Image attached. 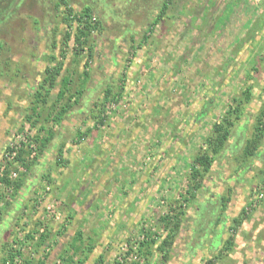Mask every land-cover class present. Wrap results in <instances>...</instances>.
Instances as JSON below:
<instances>
[{
  "label": "rangeland",
  "instance_id": "374dc122",
  "mask_svg": "<svg viewBox=\"0 0 264 264\" xmlns=\"http://www.w3.org/2000/svg\"><path fill=\"white\" fill-rule=\"evenodd\" d=\"M111 1L96 0L91 5L102 17L104 29L87 36L93 44L90 60L87 47L77 48L73 42L76 24L66 28L61 10L55 13L42 1L24 0L20 23L3 34L12 37L8 40L12 53L1 54L0 60L21 63L22 75L5 76L0 64V162L7 145L17 149L22 142L27 163L14 164L17 172L9 176L15 180L24 175L19 195L12 197V187L0 184V264L6 256L4 243L14 240H18L13 245L17 253L8 264H205L231 234L232 250L213 264H264V132L254 156H243L252 139V125L264 121V0H181L171 7L167 27L157 26L148 45L131 54L127 42L133 37L137 45L149 22L145 12L159 8L161 0L154 7L146 0L138 12L131 5L139 0H123L116 5L121 9L102 16L100 5ZM69 2L77 9L93 3ZM26 12L39 21L35 32L29 31ZM33 41L36 55L30 57ZM26 42L27 49L22 46ZM21 54L23 59L18 57ZM58 61H63L61 73L47 105H38L39 122L32 128L25 117L31 114L41 73ZM84 71L89 80L84 79ZM121 73L123 92L118 103L109 106L105 125L77 142L78 152L64 173L58 168L47 171L55 182L43 194L38 178L45 173L42 159L51 143L58 144L60 133L67 139L76 127H92L84 114L91 108L84 110V101L89 105L97 100V81L117 82ZM62 79L69 82L64 99L79 87H84V93L80 104L54 125L47 117L65 102L56 100ZM245 87L251 88L254 98L246 120L237 124L230 140L231 156L217 159L196 199L184 203L180 195L187 190L193 155L231 98ZM40 128L45 129L40 137L51 130L55 133L41 153L38 142L28 140ZM8 161L11 158L5 157L3 167ZM62 188L75 211L60 201ZM222 196L229 199L225 210ZM180 206L185 211L182 229L169 248L170 258L162 261L156 251L165 236L159 218ZM242 208L247 210V220L230 231ZM35 230L31 239L25 238ZM78 232L81 240H75ZM41 233L48 236L40 244ZM217 233L221 243L213 239Z\"/></svg>",
  "mask_w": 264,
  "mask_h": 264
},
{
  "label": "trees",
  "instance_id": "16d2710c",
  "mask_svg": "<svg viewBox=\"0 0 264 264\" xmlns=\"http://www.w3.org/2000/svg\"><path fill=\"white\" fill-rule=\"evenodd\" d=\"M24 0H0V55H8L11 52V47H10V42L8 41L11 37L10 34H5V31L7 30H12V26L14 23H20L21 20V11L20 9L22 8ZM33 1L32 4L36 0H30V3ZM44 2L47 5H50L52 7L51 9L55 11V13L60 12L61 10V23L66 26V28L71 29L72 24L75 23V34L73 35V42L77 46V48H83V46L87 47V55L89 60L92 57L93 53V44L88 43L87 36H89L92 33L99 34L102 32L104 29L103 27V19L98 18V14L94 12L93 7L94 4H96V0H91L93 1L92 4L84 6L82 9H77L73 6L72 3L69 2V0H37V2ZM99 1V0H98ZM110 1V0H108ZM121 1L123 0H112L111 2H107L105 4H101L99 9L100 13L102 16H111L112 11L116 8L117 10L121 8H117V4H120ZM181 0H161L158 7L159 8H153L155 10H150L149 12H145L147 15L146 18H148V24L145 26L143 35L141 36L139 42L137 43L136 46L133 44V37L132 42L128 41L127 42V47L130 49L129 54L133 53V50H137L142 48L143 46L148 45V40L150 38V35L154 31L157 26H162L163 28H166L170 19L171 15L170 12L172 11L171 7L175 5L176 3L180 2ZM156 3V0H149L148 5L151 7H154ZM116 7H115V6ZM121 5V4H120ZM146 5V0H139L137 4L134 2L132 3V11L138 12V9L141 6ZM28 13V12H26ZM25 20H27L28 23V28L29 31L30 29L35 32L38 26V19H36V16L34 14L28 13L25 15ZM3 35V36H1ZM71 35V32L69 30L66 31L65 33V39L69 40ZM34 40V39H32ZM25 42V40L23 41ZM88 43V45H87ZM27 42L22 45L23 48L27 49L26 45ZM67 43H64V46ZM21 46V47H22ZM37 45L35 42H31V50L29 52L30 57H34L36 55V50L34 47ZM8 49H7V48ZM126 47V48H127ZM51 48H55V44L51 45ZM82 50V49H81ZM60 58L63 60L65 58V53L64 51H61L60 53ZM19 58L23 59L24 54H21L18 56ZM53 58V57H52ZM9 61V63H8ZM21 62V61H20ZM0 64L2 67L1 72L6 76L9 73H15L14 76H19L22 75L21 71V63H16L14 60L10 59H3L0 60ZM89 62L84 64V68L88 67ZM63 67V61H58L55 64L47 65L44 67L42 73H41V81L38 84V89L36 90L34 94V100L31 102V114L27 115L25 117V122L30 124V127L34 128L37 123L39 122L38 117L40 116V113H37L38 105L45 107L47 105V98L49 96V91L55 87L56 85V80L58 76L61 73ZM256 70V69H255ZM1 74V76H3ZM122 74V73H121ZM83 77L85 80H89L90 74L87 71L83 72ZM110 80L107 79V81L103 80L102 82L97 81L95 86H98L100 90L97 92V100L93 102V104L83 103L85 108H87V105L91 108L88 107L90 110H86V118L90 119L92 122V127H84V130L80 127L76 128L74 131L73 135V140L77 144L78 141L84 140L88 138L90 135V132L95 129H100L103 125H105V120L107 118V110L109 109V106L113 104H117L118 101L121 98V94L123 92V83L125 80L124 73L122 76L118 77V80H113L109 78ZM84 82V81H83ZM68 80L67 79H62L61 83L59 84V91L56 97L57 101H65L63 104L60 105V109L58 112L49 115L47 119L50 117L51 122L54 125H58L60 121H62L64 115L73 108V106H78L80 104V100L83 96L84 93V87H79L78 90L74 91V93H69L68 97L64 99L65 94L69 92L68 89ZM251 87V86H250ZM250 87H245L239 95H236L231 98V104L227 108V110L221 115L219 121H216L212 123L209 132L205 135L202 145L198 147L197 151L192 157V160L189 164V175L187 178V190L185 191V196L182 194V200L184 203H189L192 200L196 199V193L200 191V189L203 188V181L205 177L207 176L208 173L212 170V167L217 161V159L221 157H227L229 152V143L230 140L233 139L234 134L237 129V124L246 120V112L248 109L249 104L253 101V94L251 91ZM43 93H42V92ZM71 100H73L71 102ZM56 104L53 103L51 108H55ZM263 112V110H261ZM256 121V120H255ZM252 139L250 141H247V146L245 147V152L243 156L245 158L254 156V153L256 152L258 148V144L261 141V138L263 137V132H264V121H262L259 124L252 125ZM45 129H38L37 134L29 138L30 139H35L36 142H38V151L41 153L44 148L47 146L48 142H50L53 138L55 133L53 131H48L46 135H43L40 137V131H44ZM242 135L241 133H238V138ZM21 142V141H20ZM235 143H238L236 141ZM21 145L17 147L16 151L12 146H6V148L3 150L2 153V161L0 162V168L4 166V161L5 157L7 159L11 158V161L7 162V165L3 167V175L0 177V184H2L5 188H9L10 186L13 189L12 197L15 195H19L20 190L24 186V175L19 177L18 179L11 180L9 178L11 172H17L15 171L16 169L14 168L15 165L19 166H26V160H25V144L20 143ZM58 146H54V150L56 151V158H54L52 162V166L49 167L48 169H53L57 166L63 167L67 162L63 160L61 157L63 154L58 151L59 149ZM16 152V154H15ZM38 153V154H39ZM12 156V157H11ZM231 156V155H228ZM11 167H13V170H9ZM44 170V169H43ZM55 179H53L50 174L46 171L43 174H40L38 178V184L42 185V193H45V189L47 187H50L52 184H54ZM36 193V192H35ZM37 194V193H36ZM46 194V193H45ZM45 196V195H43ZM229 199H226L225 196H222L220 199L221 202V208L225 210L226 204ZM35 203L33 205V208H36L37 206V201L38 199H31ZM9 205V203H8ZM27 208L28 206L25 205ZM246 210V209H245ZM243 208L241 209L239 215L232 219V223L230 225V231H235L237 227H240L245 220H247L246 211ZM171 212H174L173 215H170ZM185 211L181 209V206L179 207L178 211H174L172 208L168 213L163 215L162 217L159 218L161 227L163 229V232H165V236L161 239L159 242L158 246L156 247V251L160 253L162 261H166L169 259V251L170 247L172 246L173 241L175 238L178 236L180 230L182 229V222H183V216ZM219 220L216 221L215 224H217ZM202 225V224H201ZM217 226V225H216ZM201 229H203V225L200 226ZM4 229V228H3ZM37 230L34 232H28L25 235V238L31 239L32 238V233H36ZM47 233H41L39 235V243L41 244L46 238H47ZM216 235L214 236L215 240ZM82 236L81 233L78 232L76 235L75 240H81ZM233 235L231 234L225 241L222 246V248L218 251V253L213 257V259H209L206 261L205 264H213L214 262L218 261L221 259L222 256L230 252L233 247ZM155 242V241H151ZM9 248L7 246H9ZM14 244H18V240H14L11 243H4L3 248H5V257L2 260V264H8L10 263L9 260L11 261L13 255L17 253V251L13 248ZM15 250V253L13 252ZM149 255V252H148ZM25 264H30L29 262H26ZM136 264V263H133ZM155 264V263H154Z\"/></svg>",
  "mask_w": 264,
  "mask_h": 264
},
{
  "label": "crops",
  "instance_id": "0c3cea01",
  "mask_svg": "<svg viewBox=\"0 0 264 264\" xmlns=\"http://www.w3.org/2000/svg\"><path fill=\"white\" fill-rule=\"evenodd\" d=\"M255 10L256 9H254V12H255ZM210 103H207L206 105H209ZM88 106V105H87ZM86 108L84 107V110H85ZM85 115H86V113H84ZM85 119H87V120H90V119H88V118H85ZM82 121V123H84V119L83 120H81ZM91 122V121H90ZM80 127V126H79ZM76 128H78V127H76ZM75 128V129H76ZM81 128V127H80ZM74 130V129H73ZM75 131V130H74ZM74 131H73V135H74ZM73 135H72V137L71 138H68L67 137V139L66 138H64V136L60 133L59 134V141H58V144L57 143H51L52 145H51V148H52V146H57V145H59V148H57V149H59L58 151H60L62 154H63V156H62V159L63 160H65L67 163L63 166V167H61V166H57V167H55V168H53V170H56L57 168L59 169V171H61L62 173H64V171H65V169L67 168V167H70V164H71V162H72V159L75 157V155H76V151L78 152V148H79V146H76V143L74 142V140H73ZM89 137V136H88ZM87 139V138H86ZM85 140V139H84ZM54 144V145H53ZM50 148V149H51ZM48 150V151H46V158H44V159H42L43 161H42V163H43V166L45 167V169H44V172H46V171H53V170H51V169H48V166H47V164L49 165V167H51L52 166V162H53V160H54V158L56 157V151L54 150V149H51V150ZM53 158V159H52ZM53 167V166H52ZM50 172V176L52 177V173ZM53 178V177H52ZM58 179V178H57ZM67 181H65V183H66ZM62 195H60V197H59V199H60V201H63V203L66 201L67 202V204L65 203L64 205H67L68 206V210H70V212H72V211H75V209L73 210L72 209V207H71V205H73L68 199H67V193H64V191H63V188L62 189H60V191H59ZM74 193V192H73ZM82 199H80V201H81ZM216 235V237H215V240L214 241H216L217 242V240H218V242L217 243H221L219 240V233H217V234H215ZM214 239V238H213ZM223 244L224 243H221V246H223ZM220 245V244H219ZM222 248V247H221Z\"/></svg>",
  "mask_w": 264,
  "mask_h": 264
},
{
  "label": "built area",
  "instance_id": "2783aa9c",
  "mask_svg": "<svg viewBox=\"0 0 264 264\" xmlns=\"http://www.w3.org/2000/svg\"><path fill=\"white\" fill-rule=\"evenodd\" d=\"M2 169H3V167H2Z\"/></svg>",
  "mask_w": 264,
  "mask_h": 264
}]
</instances>
